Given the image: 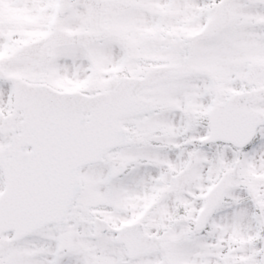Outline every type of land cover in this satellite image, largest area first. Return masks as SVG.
<instances>
[{"label": "snow or ice", "instance_id": "snow-or-ice-1", "mask_svg": "<svg viewBox=\"0 0 264 264\" xmlns=\"http://www.w3.org/2000/svg\"><path fill=\"white\" fill-rule=\"evenodd\" d=\"M0 264H264V0H0Z\"/></svg>", "mask_w": 264, "mask_h": 264}]
</instances>
